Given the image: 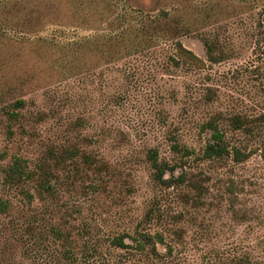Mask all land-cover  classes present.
<instances>
[{
	"label": "rangeland",
	"instance_id": "374dc122",
	"mask_svg": "<svg viewBox=\"0 0 264 264\" xmlns=\"http://www.w3.org/2000/svg\"><path fill=\"white\" fill-rule=\"evenodd\" d=\"M129 37L114 63L110 45ZM178 43L199 62L181 60ZM20 96L21 127L4 114ZM262 114L264 0H0V264H50L62 246L53 229L132 233L151 209L178 264H264V144L230 126ZM213 119L247 161L200 158ZM53 146L100 166L71 162L53 196L7 180L12 157L33 167ZM152 151L186 184L158 186Z\"/></svg>",
	"mask_w": 264,
	"mask_h": 264
},
{
	"label": "trees",
	"instance_id": "16d2710c",
	"mask_svg": "<svg viewBox=\"0 0 264 264\" xmlns=\"http://www.w3.org/2000/svg\"><path fill=\"white\" fill-rule=\"evenodd\" d=\"M125 42L113 41V44L110 45L109 57L114 63L126 58V45H130L132 38L129 37ZM213 45L210 41L204 40L208 60L211 63H218L221 57L215 55ZM177 51L181 60L184 59L186 63L199 62L198 58L192 52L186 50L181 43H178ZM95 55L97 58L96 52L93 55L94 59ZM78 58L72 62L75 65V72L80 67L76 64ZM100 58L102 59L101 56L99 60L95 59V62L93 59V69L101 65L102 60ZM27 108L28 101L20 96L8 105L4 114L9 123L21 127L24 123V111ZM230 126L235 132L246 136L259 134L264 144V114L255 119H245L240 115H236L230 120ZM201 130L211 133L209 141L202 150L200 157L202 160L210 161L232 157L234 162L243 163L252 156V152H245L240 147L228 148L225 134L221 131L218 120L213 119L203 124ZM174 148L178 152H182L186 158H191L197 154L192 149H181L177 146ZM78 158L91 168L97 169L100 166V162H96L89 155L81 154L78 150L53 146L47 149L43 157L33 167H30L29 162L22 158L12 157L6 170V178L9 182L17 184L34 181L37 183L41 195L53 196L62 181L64 172L69 168L70 163L75 162ZM147 158L153 172L152 179L158 186L170 189L186 184L187 176L181 174L174 178L173 167L166 162H161L156 151L150 152ZM167 174H170L171 178H167ZM9 209L10 202L0 198V215L6 214ZM156 212L158 211H154V209L149 210L143 221L137 225L132 233L104 234L99 231L93 235L94 232L91 233L86 226H83L82 230L77 231V235L73 240L71 231L65 232L61 229H53L54 238L61 242L62 246L57 257L50 264H178L174 256L176 247L167 241L164 233L160 231L151 232L150 225L158 216ZM160 247L163 248V251L159 249ZM225 264L262 263H253L234 257Z\"/></svg>",
	"mask_w": 264,
	"mask_h": 264
}]
</instances>
